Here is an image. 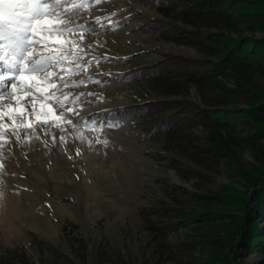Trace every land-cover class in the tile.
Wrapping results in <instances>:
<instances>
[{"label": "rangeland", "instance_id": "obj_1", "mask_svg": "<svg viewBox=\"0 0 264 264\" xmlns=\"http://www.w3.org/2000/svg\"><path fill=\"white\" fill-rule=\"evenodd\" d=\"M172 1L103 0L82 13L110 19L101 35L85 34L91 52L76 63L92 59L91 66L65 75L68 87L57 91L84 94L74 121L118 126L57 121L63 130L49 126L45 134L37 123L27 142L25 129L20 140L8 137L0 149V254L25 253L29 264H264V251L237 247L256 170L264 166V134L254 136L262 128L243 121L228 129L165 128L167 113L182 102L217 112L255 108L264 120L262 46L201 82L190 80L194 64L182 74L173 67L211 65L240 40H262L263 28L217 14L200 18L189 12L190 0ZM90 77L101 83L73 87ZM16 91L10 87L0 104L15 103Z\"/></svg>", "mask_w": 264, "mask_h": 264}, {"label": "snow or ice", "instance_id": "obj_2", "mask_svg": "<svg viewBox=\"0 0 264 264\" xmlns=\"http://www.w3.org/2000/svg\"><path fill=\"white\" fill-rule=\"evenodd\" d=\"M101 2L103 0H0V99L10 87L17 89L15 103L10 99L7 105L0 104V149L10 143L9 136L15 135L20 140V129H25L27 142L28 130L36 132L37 123L45 134L49 126L63 130L57 121L92 129L118 126L83 118L74 121L73 114H79L75 105L80 102L82 106L84 94L57 91L68 87L65 75H78L93 62L88 59L83 64L76 63L91 52L92 46L83 43L85 34L101 35L105 30L103 20L110 17L86 20L82 13ZM107 59L105 56L95 62L99 64ZM6 76L9 80L4 82ZM89 82L101 83L90 77L73 87ZM27 96H31V100H26ZM36 138L40 139L38 135ZM52 139L55 144L56 137ZM85 140L89 145L93 143L91 137L83 138L82 142Z\"/></svg>", "mask_w": 264, "mask_h": 264}, {"label": "trees", "instance_id": "obj_3", "mask_svg": "<svg viewBox=\"0 0 264 264\" xmlns=\"http://www.w3.org/2000/svg\"><path fill=\"white\" fill-rule=\"evenodd\" d=\"M174 1V0H173ZM172 1V2H173ZM192 2L189 12L200 18H205V15H220L228 18L232 24L238 22H249L257 26H261L264 31V4L261 2H253L252 5H248V0H206L201 2ZM255 4V5H254ZM236 21H233V18ZM213 35H210L212 37ZM218 41V39H215ZM262 46L264 48V38L258 42L252 41L247 42L246 39L240 40L239 42L232 44L228 51L218 58L217 61H210L211 65L207 62L200 61L198 65L194 62L185 63V61L175 62L174 66L177 72L180 74L185 72H192L191 66L194 64L195 71L192 72L193 76L190 80L193 82H201L208 77L223 71L225 67L236 65L238 61L250 59L251 56L258 53V48ZM181 107H173L174 109L169 110L165 121L168 124L165 126L166 130H180L186 127L200 125L202 123L205 126L216 129H228L233 124L243 121L255 122L262 128L254 136L258 134H264V120L258 119L253 111L248 112L244 110H225L217 112L215 110L202 109L194 103H178ZM183 106V107H182ZM185 107V108H184ZM187 110L184 113L182 110ZM260 110V109H259ZM253 112V113H252ZM135 113V112H134ZM184 113V114H183ZM124 116L123 113L119 116H114L111 119H119ZM119 117V118H118ZM164 129V128H163ZM262 138V136H261ZM225 151V150H223ZM253 191L247 198L246 207L243 210L244 216L241 218V227L237 231L240 239L237 247H241L245 252L253 253L255 251H264V227L260 223L264 222V166L257 168L255 181H253ZM206 219L211 216H217L216 213H201L198 217L202 216ZM220 216V215H219ZM36 239V236H34ZM230 243L235 244L236 240L232 238L229 240ZM0 264H29L25 253L12 252L10 250L0 254ZM34 264V263H32Z\"/></svg>", "mask_w": 264, "mask_h": 264}]
</instances>
